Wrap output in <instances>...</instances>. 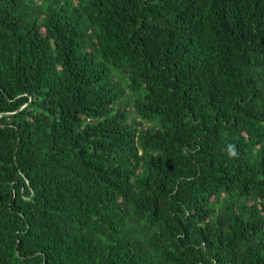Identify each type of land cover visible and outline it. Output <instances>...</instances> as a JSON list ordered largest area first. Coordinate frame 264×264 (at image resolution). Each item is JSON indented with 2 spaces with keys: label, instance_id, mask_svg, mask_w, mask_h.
I'll use <instances>...</instances> for the list:
<instances>
[{
  "label": "trees",
  "instance_id": "trees-1",
  "mask_svg": "<svg viewBox=\"0 0 264 264\" xmlns=\"http://www.w3.org/2000/svg\"><path fill=\"white\" fill-rule=\"evenodd\" d=\"M0 264H264V0H0Z\"/></svg>",
  "mask_w": 264,
  "mask_h": 264
},
{
  "label": "clouds",
  "instance_id": "clouds-1",
  "mask_svg": "<svg viewBox=\"0 0 264 264\" xmlns=\"http://www.w3.org/2000/svg\"><path fill=\"white\" fill-rule=\"evenodd\" d=\"M229 148H230V154H231V155H235V150H234V148H232V146H229Z\"/></svg>",
  "mask_w": 264,
  "mask_h": 264
}]
</instances>
